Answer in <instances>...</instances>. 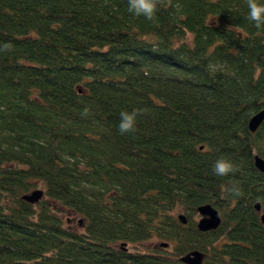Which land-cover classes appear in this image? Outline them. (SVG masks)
I'll use <instances>...</instances> for the list:
<instances>
[{"label": "trees", "instance_id": "1", "mask_svg": "<svg viewBox=\"0 0 264 264\" xmlns=\"http://www.w3.org/2000/svg\"><path fill=\"white\" fill-rule=\"evenodd\" d=\"M247 14L246 0H164L153 20L128 0H0V264H179L191 249L264 264V118L247 127L264 108V27ZM222 157L241 171L215 176ZM36 180L44 196L22 199ZM205 202L220 222L199 230ZM151 237L173 257L125 246Z\"/></svg>", "mask_w": 264, "mask_h": 264}, {"label": "clouds", "instance_id": "2", "mask_svg": "<svg viewBox=\"0 0 264 264\" xmlns=\"http://www.w3.org/2000/svg\"><path fill=\"white\" fill-rule=\"evenodd\" d=\"M246 2L247 19L254 22L258 29L264 27V3H260L259 0H246ZM163 3L164 0H128V11L137 17L143 16L147 20H153ZM9 48V45H4L5 50ZM87 114L88 109H85L83 115L86 116ZM142 114V110L139 109H134L131 112L122 111L118 125L119 133L121 135L135 133L137 131V118ZM212 171L217 177H229L235 176L241 171V168L232 160L222 157L215 161ZM223 190L233 196L243 195L241 189L236 185L225 186Z\"/></svg>", "mask_w": 264, "mask_h": 264}, {"label": "water", "instance_id": "3", "mask_svg": "<svg viewBox=\"0 0 264 264\" xmlns=\"http://www.w3.org/2000/svg\"><path fill=\"white\" fill-rule=\"evenodd\" d=\"M264 118V108H261L254 112L247 121V127L250 131L255 130L257 125ZM254 165L257 169L263 171L264 170V160L254 155ZM42 195V190L39 188H32L29 192H25L21 195V198L28 202H35ZM254 208H259V203L256 201L253 204ZM196 212L199 214V217L196 219V228L199 230H208L215 228L220 222V216L215 207H213L210 203H200L196 206ZM177 218L181 222H185V216L182 212L177 214ZM259 220L264 223V211L259 214ZM167 243L164 241H159V246H164ZM202 258V252L198 249H191L188 252L182 254L179 259L184 264H199ZM250 264H260V263H250Z\"/></svg>", "mask_w": 264, "mask_h": 264}, {"label": "rangeland", "instance_id": "4", "mask_svg": "<svg viewBox=\"0 0 264 264\" xmlns=\"http://www.w3.org/2000/svg\"><path fill=\"white\" fill-rule=\"evenodd\" d=\"M43 187H44L43 183L40 180H36V185L34 187H32V188H39V189L43 190ZM26 192H29V190H27ZM43 196L44 195L42 193L41 197H43ZM177 212H181V209L178 208L176 210H173L174 214H176ZM59 215L62 218V220L66 222L67 226H69L71 228L78 229V230L81 229L80 220H79L77 215H75V214L69 212V210H66V209L61 208V207L59 209ZM175 216H177V215H175ZM198 217H199V214L197 213L196 216H195V219H197ZM161 240L162 239H157L155 237H151V238L145 239V240L140 241V242H135L133 244L132 243H127V245H125V246H127L126 248L129 251H133L135 249H138V250H151V249L155 250L156 249V250H158L161 253L168 254L169 250H170L169 249L170 245L166 244V245H164L163 248H161L162 246H158V243Z\"/></svg>", "mask_w": 264, "mask_h": 264}, {"label": "flooded vegetation", "instance_id": "5", "mask_svg": "<svg viewBox=\"0 0 264 264\" xmlns=\"http://www.w3.org/2000/svg\"><path fill=\"white\" fill-rule=\"evenodd\" d=\"M256 209V208H255ZM259 209V208H258ZM258 209H256V210H258ZM196 220V219H195ZM164 246H162L161 248H163ZM121 248L123 249V250H125L126 248H125V246H121ZM189 251V250H188ZM188 251H186V252H188ZM185 252V253H186ZM184 254V253H183ZM162 255H165V256H167V257H169V258H171V257H173V256H170V255H168V254H166V253H162ZM181 256V255H180ZM179 256V257H180ZM202 256H203V254H202ZM179 257H177V258H179ZM179 264H184L182 261H180V259H179Z\"/></svg>", "mask_w": 264, "mask_h": 264}, {"label": "bare ground", "instance_id": "6", "mask_svg": "<svg viewBox=\"0 0 264 264\" xmlns=\"http://www.w3.org/2000/svg\"><path fill=\"white\" fill-rule=\"evenodd\" d=\"M201 260H202V258H201ZM201 260H200V263H201ZM200 263H199V264H200Z\"/></svg>", "mask_w": 264, "mask_h": 264}]
</instances>
